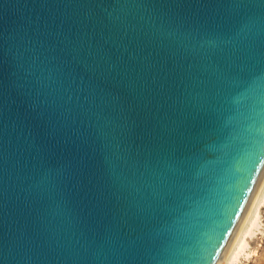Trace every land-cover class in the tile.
<instances>
[{"label":"water","instance_id":"1","mask_svg":"<svg viewBox=\"0 0 264 264\" xmlns=\"http://www.w3.org/2000/svg\"><path fill=\"white\" fill-rule=\"evenodd\" d=\"M264 179V0H0V264H225Z\"/></svg>","mask_w":264,"mask_h":264},{"label":"rangeland","instance_id":"2","mask_svg":"<svg viewBox=\"0 0 264 264\" xmlns=\"http://www.w3.org/2000/svg\"><path fill=\"white\" fill-rule=\"evenodd\" d=\"M259 217H254L257 221L255 234L245 239V245L240 251L237 260L230 264H264V205L260 207ZM257 219V220H256Z\"/></svg>","mask_w":264,"mask_h":264},{"label":"bare ground","instance_id":"3","mask_svg":"<svg viewBox=\"0 0 264 264\" xmlns=\"http://www.w3.org/2000/svg\"><path fill=\"white\" fill-rule=\"evenodd\" d=\"M264 205V179L262 184L258 190V193L254 199V202L249 210V213L244 221V224L239 232V235L234 243V246L229 254V257L225 264H230L231 262L237 260L238 256L240 255V251L242 247L245 245V239L248 237H252L255 234L254 230L257 226V221L253 220L254 217H257L259 214V209L261 206ZM259 217V216H258ZM257 220V219H256ZM258 227V226H257ZM254 236V235H253Z\"/></svg>","mask_w":264,"mask_h":264}]
</instances>
